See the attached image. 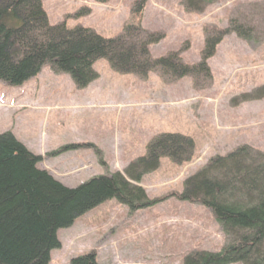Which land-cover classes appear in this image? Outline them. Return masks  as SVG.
Masks as SVG:
<instances>
[{
	"label": "rangeland",
	"instance_id": "1",
	"mask_svg": "<svg viewBox=\"0 0 264 264\" xmlns=\"http://www.w3.org/2000/svg\"><path fill=\"white\" fill-rule=\"evenodd\" d=\"M135 1L41 0L52 25L89 8V15L67 20V27L107 39L132 19ZM233 18L254 27L259 37L251 36L250 43L224 38L207 62L212 78L206 88L195 89L189 78L165 84L154 73L146 80L121 76L99 60L93 67L98 78L77 90L69 75L46 66L19 86L0 82V134L9 133L41 157L38 167L67 188L123 174L160 134L191 138L195 157L189 164L177 167L162 159L137 184L150 200L181 193L184 179L216 155L241 145L264 153V99H239L264 85V0H221L200 15L185 13L180 0H146L138 20L164 35L150 47L153 58L181 49L182 62L192 65L200 61L203 28H226ZM57 239L61 247L51 251L48 264H69L91 250L98 264H182L195 251L218 252L224 245L206 207L175 197L134 212L108 200L58 230Z\"/></svg>",
	"mask_w": 264,
	"mask_h": 264
},
{
	"label": "trees",
	"instance_id": "2",
	"mask_svg": "<svg viewBox=\"0 0 264 264\" xmlns=\"http://www.w3.org/2000/svg\"><path fill=\"white\" fill-rule=\"evenodd\" d=\"M108 1L96 0L101 5ZM220 1L180 0V6L187 14L200 15ZM145 3L136 0L132 19L116 37L107 39L88 28L67 27V20L89 15V8L52 25L41 0H0V82L19 86L47 66L54 74L69 75L74 87L83 90L98 78L94 64L105 60L110 71L121 76L146 80L154 73L165 84L189 78L199 90L211 81L207 62L224 38L235 35L250 43L251 36L259 37L254 27L233 18L226 28H203L198 63L184 64L181 49L153 58L150 47L164 35L141 26L138 19ZM245 98L264 99V85L239 99ZM194 157L191 138L160 134L123 174L107 173L67 188L38 167L41 157L9 133L0 134V264H48L51 251L61 246L57 231L108 200L134 212L169 197L206 207L224 238L220 251H195L182 264H264V153L260 150L241 145L210 158L184 179L181 193L150 200L138 187L143 177L159 169L162 159L181 167ZM96 256L91 250L70 259L69 264H98Z\"/></svg>",
	"mask_w": 264,
	"mask_h": 264
}]
</instances>
